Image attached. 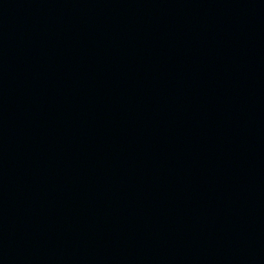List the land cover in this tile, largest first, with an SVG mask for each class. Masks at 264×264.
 <instances>
[{
    "label": "water",
    "instance_id": "obj_1",
    "mask_svg": "<svg viewBox=\"0 0 264 264\" xmlns=\"http://www.w3.org/2000/svg\"><path fill=\"white\" fill-rule=\"evenodd\" d=\"M0 264H264V0H0Z\"/></svg>",
    "mask_w": 264,
    "mask_h": 264
}]
</instances>
